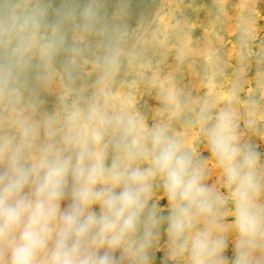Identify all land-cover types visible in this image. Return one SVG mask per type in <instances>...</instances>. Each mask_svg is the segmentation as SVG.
Instances as JSON below:
<instances>
[{
	"label": "clouds",
	"instance_id": "clouds-1",
	"mask_svg": "<svg viewBox=\"0 0 264 264\" xmlns=\"http://www.w3.org/2000/svg\"><path fill=\"white\" fill-rule=\"evenodd\" d=\"M0 264H264V0H0Z\"/></svg>",
	"mask_w": 264,
	"mask_h": 264
},
{
	"label": "rangeland",
	"instance_id": "rangeland-1",
	"mask_svg": "<svg viewBox=\"0 0 264 264\" xmlns=\"http://www.w3.org/2000/svg\"><path fill=\"white\" fill-rule=\"evenodd\" d=\"M228 254L231 255V249L229 250V253Z\"/></svg>",
	"mask_w": 264,
	"mask_h": 264
}]
</instances>
